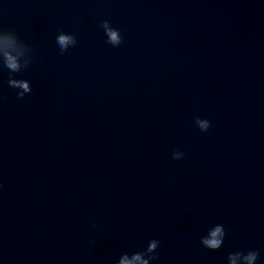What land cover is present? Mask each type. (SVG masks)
Segmentation results:
<instances>
[{
    "label": "water",
    "instance_id": "95a60500",
    "mask_svg": "<svg viewBox=\"0 0 264 264\" xmlns=\"http://www.w3.org/2000/svg\"><path fill=\"white\" fill-rule=\"evenodd\" d=\"M8 28L0 54L36 59L23 99L0 66V264H118L153 239L150 264H264V0H0Z\"/></svg>",
    "mask_w": 264,
    "mask_h": 264
},
{
    "label": "clouds",
    "instance_id": "9594fccd",
    "mask_svg": "<svg viewBox=\"0 0 264 264\" xmlns=\"http://www.w3.org/2000/svg\"><path fill=\"white\" fill-rule=\"evenodd\" d=\"M99 27L103 30L107 38L106 42L109 45H111L113 48L121 46L123 43L121 33L118 29L112 27L109 21L105 20L101 22ZM0 30L17 34L15 30L11 28ZM55 43L59 48L60 55H65L70 48L76 47L77 39L75 36L61 31L56 36ZM35 59V53L31 59L26 61L19 60L16 56L12 55L8 51H3L2 54H0V66L8 70L9 79L7 84L10 88L18 90L16 93L17 99H23L26 95L31 94L32 89L30 87V83L27 80L15 79L13 76L29 69L30 66L35 62ZM194 123L202 133H206L211 127V124L208 120L201 119L199 117L194 119ZM183 156L184 153L180 152L179 150H173V160L179 161L183 158ZM0 187H2V185H0ZM95 227L96 226L93 225V228ZM225 236L226 232L224 226L218 224L208 231L207 235L201 239L200 243L207 250L217 251L222 247ZM159 247L160 241L153 239L149 241L145 251L133 253L131 258H129L127 253L123 254L119 258L118 264H150L151 261H155L159 258L157 254V249ZM259 255L260 253L255 250H249L246 253L238 251L230 254L228 256V261H231L232 264H235V257L241 256L243 257L246 264H256Z\"/></svg>",
    "mask_w": 264,
    "mask_h": 264
}]
</instances>
